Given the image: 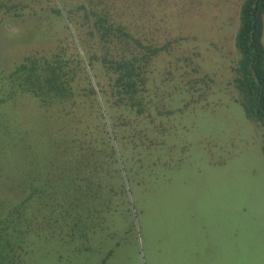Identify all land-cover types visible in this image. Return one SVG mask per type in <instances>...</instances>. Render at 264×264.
I'll use <instances>...</instances> for the list:
<instances>
[{"label":"rangeland","instance_id":"374dc122","mask_svg":"<svg viewBox=\"0 0 264 264\" xmlns=\"http://www.w3.org/2000/svg\"><path fill=\"white\" fill-rule=\"evenodd\" d=\"M242 2L154 1L160 42L169 47L150 81L164 113L155 121L164 129H154L142 162H126L129 174L118 153L126 194L116 217L127 225L75 239L32 231L24 264H264V142L232 85ZM0 17L1 94L4 75L32 53H51L71 25L64 12ZM96 71L103 77L100 65ZM102 101L99 95L103 108ZM22 116L6 107L0 123L25 132ZM15 133L4 145L16 152ZM124 154L131 157L129 149ZM132 220L134 230L126 232Z\"/></svg>","mask_w":264,"mask_h":264},{"label":"trees","instance_id":"16d2710c","mask_svg":"<svg viewBox=\"0 0 264 264\" xmlns=\"http://www.w3.org/2000/svg\"><path fill=\"white\" fill-rule=\"evenodd\" d=\"M154 1L0 0V14L8 18L64 12L71 25L51 53H32L2 77L0 120L6 107L15 109L27 128L11 131L0 123L7 130L0 131V264H24L32 231L75 239L127 225L116 217L126 194L118 153L124 164L142 162L154 144V129H164L155 121L164 113L150 81L169 47L160 42ZM263 33L264 0H243L232 85L264 142ZM12 132L16 152L4 145ZM25 140L31 145L23 150ZM133 228L132 220L126 232ZM124 240L118 238L116 246Z\"/></svg>","mask_w":264,"mask_h":264}]
</instances>
